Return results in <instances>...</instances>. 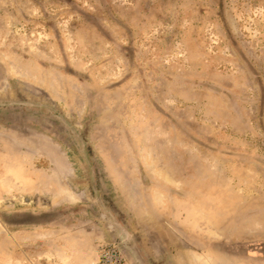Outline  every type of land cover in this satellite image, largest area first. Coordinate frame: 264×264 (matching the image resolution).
I'll return each instance as SVG.
<instances>
[{
	"label": "rangeland",
	"instance_id": "rangeland-1",
	"mask_svg": "<svg viewBox=\"0 0 264 264\" xmlns=\"http://www.w3.org/2000/svg\"><path fill=\"white\" fill-rule=\"evenodd\" d=\"M1 100L76 129L147 264H264V0H0ZM92 196L65 125L0 107V264H136Z\"/></svg>",
	"mask_w": 264,
	"mask_h": 264
},
{
	"label": "water",
	"instance_id": "water-1",
	"mask_svg": "<svg viewBox=\"0 0 264 264\" xmlns=\"http://www.w3.org/2000/svg\"><path fill=\"white\" fill-rule=\"evenodd\" d=\"M7 106H27V107H38L45 109L48 111L53 117L58 119L65 127L73 134L75 139L78 142L80 150L82 152V156L84 159L86 171L89 177L90 185L93 190L92 199L94 200L95 204L98 206L99 213L97 215L98 219L103 222L104 229L116 236L119 239L124 250H126L131 259L136 264H147V261L144 260L143 256L145 255L141 245L136 239L134 233L127 227L126 224L120 222L115 218V216L106 208L104 203L102 202L99 193H97L94 187L93 181V170L92 165L90 163V158L88 153L85 150L84 143L82 142L81 138L79 137L76 129L64 118L62 114H60L53 106L43 103V102H35V101H28V100H1L0 107H7ZM116 213V211H115Z\"/></svg>",
	"mask_w": 264,
	"mask_h": 264
},
{
	"label": "bare ground",
	"instance_id": "bare-ground-1",
	"mask_svg": "<svg viewBox=\"0 0 264 264\" xmlns=\"http://www.w3.org/2000/svg\"><path fill=\"white\" fill-rule=\"evenodd\" d=\"M195 261H201L202 263L201 264H214L215 261L213 262L212 260L208 259V258H201V257H198L196 256L195 257Z\"/></svg>",
	"mask_w": 264,
	"mask_h": 264
}]
</instances>
